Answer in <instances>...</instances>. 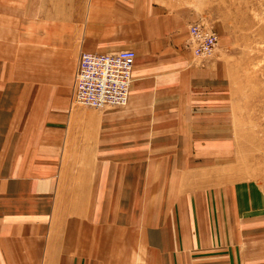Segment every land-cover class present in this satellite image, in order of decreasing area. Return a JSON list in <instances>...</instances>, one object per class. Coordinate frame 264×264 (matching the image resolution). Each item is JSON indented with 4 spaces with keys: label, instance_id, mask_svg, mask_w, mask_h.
I'll return each instance as SVG.
<instances>
[{
    "label": "crops",
    "instance_id": "0c3cea01",
    "mask_svg": "<svg viewBox=\"0 0 264 264\" xmlns=\"http://www.w3.org/2000/svg\"><path fill=\"white\" fill-rule=\"evenodd\" d=\"M166 1L0 0V264H264V212L203 157L220 52ZM120 50L127 106L74 104L79 55Z\"/></svg>",
    "mask_w": 264,
    "mask_h": 264
},
{
    "label": "rangeland",
    "instance_id": "374dc122",
    "mask_svg": "<svg viewBox=\"0 0 264 264\" xmlns=\"http://www.w3.org/2000/svg\"><path fill=\"white\" fill-rule=\"evenodd\" d=\"M166 2L165 8L180 22H187L189 27L204 24L218 36L215 51L220 52L219 62L225 67L226 76L217 94L224 102L205 108V113L209 117L215 114L217 121L209 123V132L201 131L203 139L210 138L211 142L214 137L215 145L203 157L215 165L216 175L221 176L218 178L223 184L218 191L229 190L233 197L236 195L237 202L242 196L243 202L245 199L253 207L244 217H258L264 212V0ZM90 7L91 0V14ZM202 143L206 145L207 139ZM195 155L184 163L196 161ZM187 173L190 171H184Z\"/></svg>",
    "mask_w": 264,
    "mask_h": 264
},
{
    "label": "built area",
    "instance_id": "2783aa9c",
    "mask_svg": "<svg viewBox=\"0 0 264 264\" xmlns=\"http://www.w3.org/2000/svg\"><path fill=\"white\" fill-rule=\"evenodd\" d=\"M189 35L196 58L207 59L213 55L218 45L214 30L197 23L189 27ZM135 57L132 50L81 53L73 75V103L90 109L125 107L129 100Z\"/></svg>",
    "mask_w": 264,
    "mask_h": 264
},
{
    "label": "bare ground",
    "instance_id": "6f19581e",
    "mask_svg": "<svg viewBox=\"0 0 264 264\" xmlns=\"http://www.w3.org/2000/svg\"><path fill=\"white\" fill-rule=\"evenodd\" d=\"M193 53V52H192ZM194 55V54H193ZM133 71V70H132ZM132 81H133V77H132ZM131 88V87H130ZM129 101V100H128ZM128 104V103H127ZM127 106V105H126ZM125 106V107H126ZM105 108H107V107H105ZM124 108V107H123ZM90 109V108H89ZM102 109H104V108H102ZM102 109H94V110H102Z\"/></svg>",
    "mask_w": 264,
    "mask_h": 264
}]
</instances>
